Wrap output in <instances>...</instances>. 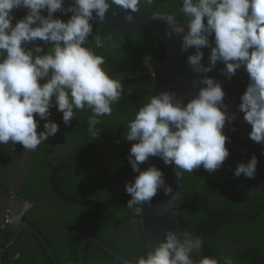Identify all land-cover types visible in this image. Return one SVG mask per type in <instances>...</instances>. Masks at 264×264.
I'll use <instances>...</instances> for the list:
<instances>
[{
  "label": "clouds",
  "instance_id": "obj_1",
  "mask_svg": "<svg viewBox=\"0 0 264 264\" xmlns=\"http://www.w3.org/2000/svg\"><path fill=\"white\" fill-rule=\"evenodd\" d=\"M153 2L145 0L149 5ZM64 3L65 0H0V144L11 141L12 145L37 150L59 131V125L49 119L52 107L63 114L65 125L76 112L89 109L92 115L88 118V132L95 137L100 117L111 116L112 105L121 98L124 86L105 69L106 58L85 45L93 34L90 21H104L114 5L130 10L125 19L132 22L131 13L141 10V0H72L67 8ZM181 4L179 12L187 23L177 21L170 13H154L153 19L167 22V35L182 36V51L195 49L187 62L193 71L205 74L198 81L205 87L186 104L172 92L152 95L128 122L125 139L135 141L128 160L138 175L125 184L131 197L126 206H138V211L144 203L151 202L158 190L163 189L166 195L172 193L164 173L155 165L141 171L140 165L150 156L174 165L178 178L201 166L214 172L228 158L225 145L229 137L223 129L235 114L227 113L229 106L224 103L221 83L206 75L218 61L225 65L221 71L229 79L242 66L248 73L249 83L240 97L239 110L251 125L249 138L264 144V0H181ZM20 7L25 8V16L13 25L12 12ZM44 10L47 15L42 14ZM57 12L64 14L61 18L68 13L71 16L64 21L54 18ZM210 37H214L215 46L204 66L201 49L210 47ZM37 40L50 45L47 52L35 44ZM92 41L103 49L112 37L96 34ZM30 43L35 46L28 48ZM36 116L45 121L39 132ZM257 164L253 154L246 164L239 163L233 174L254 178ZM181 236L182 239L175 231L167 230L165 239L154 251L138 257L136 264H220V260L234 264L228 256H203L195 261L192 253L201 252L203 238L184 232Z\"/></svg>",
  "mask_w": 264,
  "mask_h": 264
},
{
  "label": "trees",
  "instance_id": "obj_2",
  "mask_svg": "<svg viewBox=\"0 0 264 264\" xmlns=\"http://www.w3.org/2000/svg\"><path fill=\"white\" fill-rule=\"evenodd\" d=\"M181 6L174 4L172 0H163L162 3L157 0L153 4V9L142 6L141 8L175 14L177 20L187 22L186 17L179 12ZM70 16L68 14L69 18ZM94 29H97L96 32L100 36L121 37L123 35L141 44H145L146 39L152 38L145 33L125 31H119L120 36H112L116 33L115 30L93 26ZM210 38L214 40V37ZM153 41L155 46L104 47L106 52H110L112 47L119 53V62L110 60L112 68L121 66L109 71L112 77L120 80L121 83H134L123 85L119 102L112 105V115L100 117L101 123L96 125L99 131L95 137L88 132V118L92 114L78 111L71 122L65 125L62 119L63 114L57 111L56 107H52L49 119L59 125V131L55 136L49 137L48 141L41 143L37 148L38 151H31L30 154V162L36 166L37 171H40L42 178L43 185L40 191L53 201L64 203L61 211L64 215H68L65 222L76 230L78 237L89 233L135 264V259L146 256L141 226L140 232L132 236L130 240H125L123 244L115 245L110 235L124 225L129 231L130 220L140 216L138 206L133 208L126 206L131 197L126 193L125 184L133 182L138 173L133 172L128 160L130 148L135 141L129 142L125 137L128 122L134 119L139 108L150 98L152 83L138 82L149 78L153 73L145 65V59L148 55L158 60L164 57L163 43L154 37ZM91 45L86 47L95 51L96 46ZM201 51L204 53L201 63L207 66L211 51L208 48H202ZM183 53V74L185 78H188L191 67L187 57L194 54L195 49H189ZM224 67L225 65L218 61L213 68L220 78L215 72L213 76L210 75L211 72L206 75L221 83L225 95L241 103L240 95H236L233 90L243 95L246 86L244 84L237 86L239 80L236 74L230 79L224 74L222 76L221 70ZM204 75L201 73V77ZM81 120L83 122H80ZM44 123L45 121L42 120L38 132L43 130ZM223 132L229 137V142L225 145L229 151L237 150L236 143L248 145L254 142L251 139L241 142L238 125L233 121L230 123L226 121ZM4 146L6 145L0 144L1 158L10 147L8 145L4 148ZM17 146L21 151L23 150L22 145L17 144ZM41 150H44L45 156L38 158ZM15 158L18 157L15 156ZM250 158V154L229 153L222 166L214 172H208L201 166L193 173L183 174L180 202L182 232L200 236L204 241L201 252L192 253L195 261L203 256L217 259L228 256L233 258L234 264H264V255L257 249L259 246L264 248V176L260 177L261 183L258 184V188L262 189L263 193L257 195L244 193L245 190L255 188L251 186L253 178H247L249 183L239 186L242 183L241 176L235 177L233 174L236 168L235 161L246 164ZM248 229L257 230L260 235L252 236ZM78 237L73 238L72 241V243L75 241L74 253L77 250L75 248H77ZM226 241H234L245 247L232 246L233 250L224 249L230 248ZM93 245L92 242H88L85 248L84 264H121L103 252L101 248L106 261L101 263L92 260L90 249ZM250 245L253 246L250 247ZM220 264H224L223 260H220Z\"/></svg>",
  "mask_w": 264,
  "mask_h": 264
},
{
  "label": "flooded vegetation",
  "instance_id": "obj_3",
  "mask_svg": "<svg viewBox=\"0 0 264 264\" xmlns=\"http://www.w3.org/2000/svg\"><path fill=\"white\" fill-rule=\"evenodd\" d=\"M155 1L157 0H154V2ZM154 2L149 5L145 3V0H141V6L153 9ZM159 2L162 3L163 0H159ZM172 2H174V4L176 5L178 4L182 5L181 0H172ZM24 10H25L24 7H20L18 9L13 10L12 15L15 17V19L12 21L13 25L16 23L17 20L25 16ZM144 10H148V9H144ZM61 19L67 21L69 19L68 14H66ZM177 21L181 23H187L185 22V20H177ZM96 31L97 29L93 30V34L88 37L89 41L85 46H90L91 44H92L91 46H95L92 39L96 34H99ZM120 35L121 32L116 31V33L112 36H120ZM101 37L102 38L106 37V35H102ZM153 42H154L153 36L152 38L146 39L145 44H141L138 42L131 41V38H125L123 35H121V37H112L111 42L106 41L105 46H112L113 44L115 46H155ZM35 44H39L43 46L45 52H47V49L50 47V45H45L43 41H39V40H37ZM35 44L30 43L27 45V47L32 48L35 46ZM95 52L99 55H103L105 58L108 57L106 59L107 63L104 65L108 73L110 70L121 68V66H116L114 68L111 67L110 60H113L115 62H119L120 60L119 53L115 52L112 47L110 49V52L109 51L106 52L104 48L100 50V48L96 47ZM148 57H153V56L148 55L146 57L145 65L148 60ZM192 71L193 70L191 68L189 75ZM213 72H215L216 76L220 78L216 70L211 71L210 75L213 76ZM221 74L223 76L224 73L222 72ZM109 75L111 74L109 73ZM153 76H154V72L151 73V76L149 78H145V79H150ZM241 84L243 83L238 81L237 86H240ZM233 92H235L236 95L237 94L240 95V97L242 96L241 93H237L235 90H233ZM230 99L233 100L232 98ZM233 101L236 102L235 100ZM236 104L239 105L240 103L236 102ZM81 113L92 114L91 111L87 108ZM37 120L39 121V125H38L39 127L42 123V120H39V117L37 118ZM80 122L83 121L81 120ZM238 130H239L241 142L250 139L246 135L251 131V129L245 126L241 129L240 125H238ZM242 131L245 132L244 138L241 137ZM8 145L10 146L8 152L10 151L11 153V151L13 152L14 149H18V151L12 153L9 156H4L3 158H0L1 160L0 186L6 190L14 191L16 195L20 196L24 200H27L28 201L27 203L30 205V207L24 210L25 207L21 203L8 199L4 194L0 192V264H54L53 259L49 254V251L43 246V244L39 241V239L35 235L23 229L24 225L33 228L41 236V238L49 245V247L51 248V250H53L56 256L58 264H73V263L77 264L76 263L77 250L74 253L75 241L74 243H72V241L73 238L78 237V235L75 233L76 230L68 226L65 222L68 215H64L63 211H61V207L64 203L55 202L44 192L40 191L41 186L43 185L42 178L41 175L39 174L40 171H37L36 166L32 162H30L31 151L24 148L21 151L19 146H17V144L12 145L11 141L9 142ZM8 145L4 146V148L8 147ZM235 148L237 149L236 151L234 152L229 151V153H245V154H250L251 157L253 154H255L256 157L258 158L256 175L253 178L251 185L254 186L255 188H252L251 190H245L244 193L245 194L256 193L257 195H260L263 192L262 189L258 188V184L261 183L260 177L264 176V154H262L264 153V144H258L256 142H253L252 144H248V145L242 143L239 144L236 143ZM15 156H17L18 158H15ZM44 156H45L44 150H41L38 154V158ZM241 162L242 161H240V163ZM238 164L239 163L235 161L234 167H237ZM240 180L242 181V183H240L239 186H243L245 185V183H249V180L244 175H241ZM18 191L21 193H19ZM18 213L19 214L22 213V215L19 218H15L14 216ZM134 219H137V217L130 220L129 231H127L124 225L121 226L115 233L110 235L114 239L115 245L123 244L125 240H130L132 236L140 232V230L136 233L131 232V226H132L131 222ZM248 231L251 233L252 236L260 235L257 230L248 229ZM63 232L65 233V236H63L64 234ZM85 236H93V235L89 233L81 235L80 237H78V242L76 243L77 244L76 246H78L81 239L84 238ZM88 242L86 243V246ZM227 243L229 244L230 248L223 247L224 249L233 250L232 246L245 247L239 243H235L234 241ZM252 246L253 245H250V247ZM257 249L262 253V255H264L263 247L259 246L257 247ZM90 254H91L90 256H92V260H97V262H101V263H104V261H106L103 252L100 250L98 245L96 246L95 243L93 247L90 249ZM134 261H137V259H135Z\"/></svg>",
  "mask_w": 264,
  "mask_h": 264
},
{
  "label": "water",
  "instance_id": "obj_4",
  "mask_svg": "<svg viewBox=\"0 0 264 264\" xmlns=\"http://www.w3.org/2000/svg\"><path fill=\"white\" fill-rule=\"evenodd\" d=\"M72 3V0H65L64 7L67 8ZM115 13V15L113 14ZM130 13V10H123L117 6H111L106 12L104 21L93 20L90 21L94 26L111 29L115 31H127L138 32L151 35L159 39L164 45V57L162 60H158L153 57H148L146 66L153 70L154 76L150 79L138 81L144 83L150 81L152 83V95H159L161 92H172L176 94V99L182 103L190 101L194 98L200 88L205 85L200 84L199 78L201 73L192 71L188 78H185L183 74L184 53L182 48V36L173 33L171 36L167 35L169 31L166 21L161 19H153L154 11L141 9L133 15V21L128 22L125 17ZM71 15V13H68ZM187 31V26L185 25ZM210 47L215 46L214 40L209 38ZM236 75L241 83H249V75L242 66L237 70ZM125 84H133L134 82H122ZM149 98V100H150ZM224 103L229 107L227 113L229 115L235 114V119L232 121L240 125L241 129L245 126L251 129V125L244 120V114L239 110V105L233 100L224 97ZM249 137V133L246 135ZM241 137H245V132L242 131ZM18 149L5 154L9 156ZM1 158V156H0ZM150 165H155L158 169L164 173V179L167 186L172 188V193L166 195L163 189L158 190L157 194L150 203L146 202L139 207L140 218L132 220L131 232L136 233L139 231V224L144 238V244L146 249V255L151 251H154L155 247L165 239V232L167 230L175 231L182 239L181 232L182 226L180 223V202H181V189L182 178H178L175 174L174 165H166L160 157H149V160L140 165L141 171L147 169ZM0 192L4 194L8 199L21 203L25 209H28L30 205L27 200L22 199L16 195L14 191H9L0 186ZM23 210V211H24ZM22 213L16 214L14 217L19 218ZM23 229L29 231L35 235L43 246L49 251L50 256L53 259L54 264H58L56 256L49 247V245L41 238V236L31 227L24 225ZM90 241L102 248L105 252L111 255L116 261L121 264H134L130 260L126 259L119 252L103 243V241L95 238L94 236H85L81 239L77 246V264H84V252L86 243Z\"/></svg>",
  "mask_w": 264,
  "mask_h": 264
},
{
  "label": "built area",
  "instance_id": "obj_5",
  "mask_svg": "<svg viewBox=\"0 0 264 264\" xmlns=\"http://www.w3.org/2000/svg\"><path fill=\"white\" fill-rule=\"evenodd\" d=\"M27 11H28V10L26 9V11H25L26 14H27ZM42 14H43V15H47L46 10H44V11L42 12ZM63 15H64V14H62V13H60V12H57V13H54V14H53L54 18H61Z\"/></svg>",
  "mask_w": 264,
  "mask_h": 264
},
{
  "label": "bare ground",
  "instance_id": "obj_6",
  "mask_svg": "<svg viewBox=\"0 0 264 264\" xmlns=\"http://www.w3.org/2000/svg\"><path fill=\"white\" fill-rule=\"evenodd\" d=\"M125 32H127V31H125ZM136 33H138V32H136Z\"/></svg>",
  "mask_w": 264,
  "mask_h": 264
}]
</instances>
